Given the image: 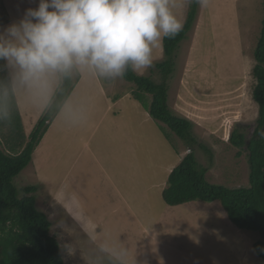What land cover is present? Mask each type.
<instances>
[{"label": "rangeland", "instance_id": "obj_1", "mask_svg": "<svg viewBox=\"0 0 264 264\" xmlns=\"http://www.w3.org/2000/svg\"><path fill=\"white\" fill-rule=\"evenodd\" d=\"M193 4L172 0L183 27ZM38 5L39 0H0V31ZM196 10L168 77L157 67L167 61L163 45L154 50L152 67L133 72L166 83L169 110L192 123L193 146L151 117L144 103L150 107L153 96L138 101L137 85L125 76L70 71L68 100L30 165L14 179L20 190L37 188V210L50 221L49 235L64 264H264L254 250L260 235L238 229L219 201L173 207L163 198L171 171L190 149L210 184L249 186L247 152L239 156L230 137L243 124L250 126V138L259 116L253 70L264 0H206ZM14 74L0 61V148L10 155L20 153L17 136L29 140L63 80V74L52 76L41 93L14 87ZM16 111L22 132L10 131L17 123L8 114Z\"/></svg>", "mask_w": 264, "mask_h": 264}, {"label": "trees", "instance_id": "obj_2", "mask_svg": "<svg viewBox=\"0 0 264 264\" xmlns=\"http://www.w3.org/2000/svg\"><path fill=\"white\" fill-rule=\"evenodd\" d=\"M198 3L195 2L189 12L186 24L180 33L173 38H164V52L167 61L158 64L168 77L172 73V60L180 43L192 29ZM256 66L253 76L256 85L253 99L259 106V116L253 135L248 138L245 130L250 126L236 124L231 133L230 143L247 152L250 168L249 186L231 189L221 185L210 184L206 179V168H202L191 150L173 170L169 185L163 191L165 202L173 207L190 202L201 201L213 203L219 201L226 210L230 221L240 230L256 232L260 239L254 244L256 255L264 260V20L261 35L254 51ZM125 78L138 87L135 94L138 101H145L143 94L153 96L149 113L157 122L166 125L178 137L193 146L197 143L192 133L190 120L174 116L167 105L166 83L154 84L150 78L134 75L129 68ZM72 89L70 72L63 74V80L46 106L40 120L30 134H19L16 144L22 148L18 155H10L0 148V264H64L61 250L54 237L49 235L51 223L46 215L37 210L34 196L37 188L28 186L18 189L14 179L32 162V156L51 124L57 119ZM15 106V104H14ZM16 121L17 128L10 131H21L22 123L19 113L8 114ZM22 132V131H21ZM203 149L211 154L209 149Z\"/></svg>", "mask_w": 264, "mask_h": 264}, {"label": "clouds", "instance_id": "obj_3", "mask_svg": "<svg viewBox=\"0 0 264 264\" xmlns=\"http://www.w3.org/2000/svg\"><path fill=\"white\" fill-rule=\"evenodd\" d=\"M182 29L172 0H39L0 31V61L15 70L14 87L44 93L73 68L112 78L147 70L164 38Z\"/></svg>", "mask_w": 264, "mask_h": 264}, {"label": "crops", "instance_id": "obj_4", "mask_svg": "<svg viewBox=\"0 0 264 264\" xmlns=\"http://www.w3.org/2000/svg\"><path fill=\"white\" fill-rule=\"evenodd\" d=\"M55 92V91H54ZM48 105V103L46 104V106ZM45 106V105H44ZM46 106H45V108H46ZM43 109H44V107H43ZM19 114H20V112H19ZM21 115V114H20ZM22 120V119H21Z\"/></svg>", "mask_w": 264, "mask_h": 264}]
</instances>
